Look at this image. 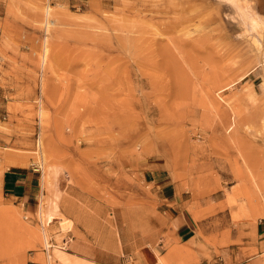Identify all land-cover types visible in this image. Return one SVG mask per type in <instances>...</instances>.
<instances>
[{"label": "rangeland", "instance_id": "rangeland-1", "mask_svg": "<svg viewBox=\"0 0 264 264\" xmlns=\"http://www.w3.org/2000/svg\"><path fill=\"white\" fill-rule=\"evenodd\" d=\"M243 22L222 0H0V264H45L39 139L70 256L195 264L264 220V26ZM8 169L34 172L30 198L2 195Z\"/></svg>", "mask_w": 264, "mask_h": 264}, {"label": "bare ground", "instance_id": "bare-ground-1", "mask_svg": "<svg viewBox=\"0 0 264 264\" xmlns=\"http://www.w3.org/2000/svg\"><path fill=\"white\" fill-rule=\"evenodd\" d=\"M222 1L228 2L236 10L241 12L244 18L243 23L246 24V22L247 23L249 22L251 29L259 30L261 29L262 26H264V20L260 19V17L255 11L249 10L248 8H251V6L248 3L244 2V0H222ZM49 13H50V5L48 4L46 5V8H45L46 25L48 23ZM254 43L257 48H260L258 40L254 39ZM46 52H47V45L46 43H44L43 53L41 56L43 63L45 61ZM38 112H39V115L42 117L43 109L41 105L39 107ZM39 141H40L39 150H38L39 155H40L39 160L41 162L40 164L44 168L42 170L43 171L42 172V180H43L42 182L47 187V191L49 193L45 197V200H43V198L41 199L40 206L37 211L38 217L41 221V228L36 229L34 228V226L32 227L31 225L30 226L26 225V231L29 233L28 235L27 234L26 235L29 237L30 240L37 241L38 243L42 244V246L45 248V254L40 256L41 260L45 264H58V262H60V264L61 263L62 264H94L93 262H90L88 260L79 259V258L70 256L66 254L63 250H60L58 248H55V247L54 249L51 248V246L53 245L52 243L53 241L51 242L50 240L51 232L53 233L55 232V238L57 240V245L62 244V242L60 241L62 239L61 235L64 230L66 231L70 227L71 220L70 218L65 217L62 214V212H60V209H59L58 198L61 193L62 179H63L61 169L58 166L47 162V156L42 146H40L41 139H39ZM231 193L232 192H230V194ZM229 199L235 200L236 198L234 199L233 195L231 194L229 195ZM5 212H6L5 208L0 206V215H2V213H5ZM238 212L241 214L246 212V207L243 203L239 205ZM52 223H57V228L59 229L60 232H58V230H55V228L50 227Z\"/></svg>", "mask_w": 264, "mask_h": 264}, {"label": "crops", "instance_id": "crops-1", "mask_svg": "<svg viewBox=\"0 0 264 264\" xmlns=\"http://www.w3.org/2000/svg\"><path fill=\"white\" fill-rule=\"evenodd\" d=\"M34 179V172L29 170L8 169L2 175V195L30 198L36 190ZM178 221L176 238L181 242L188 241L192 237L189 236L192 227L186 219L179 218ZM226 239L218 252L212 251L211 257H202L195 264H264V220L241 225L238 230L232 228ZM164 254L165 250L160 246L151 247L147 260L137 259L135 264H158V256Z\"/></svg>", "mask_w": 264, "mask_h": 264}, {"label": "built area", "instance_id": "built-area-1", "mask_svg": "<svg viewBox=\"0 0 264 264\" xmlns=\"http://www.w3.org/2000/svg\"><path fill=\"white\" fill-rule=\"evenodd\" d=\"M36 169H39V167H37Z\"/></svg>", "mask_w": 264, "mask_h": 264}]
</instances>
